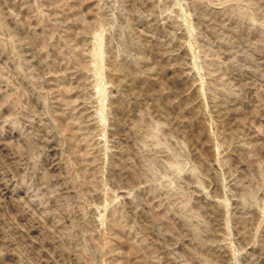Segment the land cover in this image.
I'll return each instance as SVG.
<instances>
[{"label": "rangeland", "instance_id": "374dc122", "mask_svg": "<svg viewBox=\"0 0 264 264\" xmlns=\"http://www.w3.org/2000/svg\"><path fill=\"white\" fill-rule=\"evenodd\" d=\"M0 264H264V0H0Z\"/></svg>", "mask_w": 264, "mask_h": 264}]
</instances>
